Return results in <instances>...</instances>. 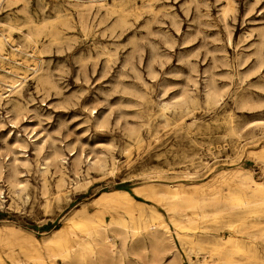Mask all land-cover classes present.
Returning a JSON list of instances; mask_svg holds the SVG:
<instances>
[{"label":"rangeland","instance_id":"1","mask_svg":"<svg viewBox=\"0 0 264 264\" xmlns=\"http://www.w3.org/2000/svg\"><path fill=\"white\" fill-rule=\"evenodd\" d=\"M232 1L226 14L227 0L0 1V33L16 27L0 52V91L24 76L0 101V258L23 264L34 247L46 256L45 239L68 238L115 196L147 222L155 207L167 220L157 206L167 191L231 188L245 207L250 190L215 181L243 171L264 181V0ZM248 220L257 236L240 241L264 259V216ZM185 225L204 235L194 219ZM231 236L213 232L188 251L210 260Z\"/></svg>","mask_w":264,"mask_h":264},{"label":"bare ground","instance_id":"2","mask_svg":"<svg viewBox=\"0 0 264 264\" xmlns=\"http://www.w3.org/2000/svg\"><path fill=\"white\" fill-rule=\"evenodd\" d=\"M95 1L100 6H107L104 0ZM231 2L233 1L227 0V5L224 6L226 8L223 10L224 14L228 12ZM14 29L16 27L9 23L4 29L7 34L0 33V52ZM34 33V29L30 28L25 35L26 40L35 42ZM32 69L37 72L41 66ZM19 74L20 72L14 73L11 77L14 80L5 84L9 94L0 91V101L21 89L23 82L21 79H24V76ZM165 108H167L166 105L163 109ZM14 110L20 113L22 109L15 105ZM100 167L104 168L102 165ZM47 170L46 167L43 171L44 178ZM60 172L58 188L66 183L64 172ZM230 180H235L236 187L251 191L250 200L245 202L244 208L239 207V204L233 205L230 195H235V193L231 188L229 189L230 195L221 191L200 196L185 194L182 191L174 193L167 191L163 193L165 196L161 197L164 200H159L157 203V206L165 211L167 220L159 208L154 206L155 208L150 210L152 216L147 222L145 220L147 211L143 207L135 213L131 209L132 200L127 195L115 196L107 203L104 200L105 203L87 220H84L86 222L83 225H76L74 222L75 225L69 231L68 238L64 239L62 233L55 231L44 241L47 255L43 256L39 249L34 247L23 264H60L56 261L57 259H61V264H183L184 258L189 264H264V259L258 255L255 241L248 247L240 241L241 238L257 236L255 231L261 224L258 222L248 224L247 221L251 217L264 216V181L257 180L250 171H243L234 175L233 179H218L215 184L218 183V187H232L233 185H229ZM16 184L18 187H24L21 181H17ZM150 190L156 194L153 187ZM209 207H222L223 210L220 213L217 210L210 213L208 212ZM105 214L112 217L111 221L104 218ZM234 215H238L236 220H232ZM94 219L96 220L93 221ZM190 219H194L204 235L187 234L185 221ZM225 230L238 236H231L229 239L219 238L220 241L213 244L210 260L206 258L201 260L197 256H192V253L188 251V248L191 249L194 246L202 247L205 237L211 236L213 232H224ZM259 231L264 238V227ZM54 243L60 247L57 253H54L52 249ZM11 259L13 264L22 262L16 257H11ZM0 264L8 263L0 258Z\"/></svg>","mask_w":264,"mask_h":264}]
</instances>
